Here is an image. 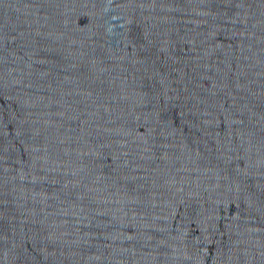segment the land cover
I'll use <instances>...</instances> for the list:
<instances>
[{"label":"water","instance_id":"water-1","mask_svg":"<svg viewBox=\"0 0 264 264\" xmlns=\"http://www.w3.org/2000/svg\"><path fill=\"white\" fill-rule=\"evenodd\" d=\"M0 264H264V0H0Z\"/></svg>","mask_w":264,"mask_h":264}]
</instances>
